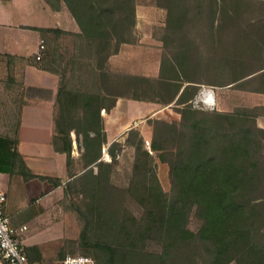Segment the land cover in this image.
<instances>
[{"label": "trees", "instance_id": "trees-1", "mask_svg": "<svg viewBox=\"0 0 264 264\" xmlns=\"http://www.w3.org/2000/svg\"><path fill=\"white\" fill-rule=\"evenodd\" d=\"M155 1L166 10L165 28L176 46L162 58L157 79L110 70V56L135 41V0H46L53 10L63 3L80 29H42L75 38L66 65L52 58L50 45L41 65L60 78L52 144L66 154L68 177L30 171L16 150L11 172L63 184L82 223L78 243L95 264H264V128L255 112L263 106L217 111L188 102L201 83L264 94V0ZM250 9L254 17H246ZM204 16V39L191 36L189 27ZM166 62L179 83L165 76ZM218 75L225 81H212ZM119 97L183 105L176 107L178 121L148 118L150 150L168 166L169 192L138 128L127 130L124 140L107 142L101 110L108 112ZM105 145L110 161L103 160ZM125 146L134 148L132 171L126 184H117L112 174ZM25 253L33 263L40 258L37 247Z\"/></svg>", "mask_w": 264, "mask_h": 264}, {"label": "crops", "instance_id": "crops-1", "mask_svg": "<svg viewBox=\"0 0 264 264\" xmlns=\"http://www.w3.org/2000/svg\"><path fill=\"white\" fill-rule=\"evenodd\" d=\"M72 18L63 3L58 10H53L46 0H0V189L7 196L4 213L8 209L7 185L11 178L18 183L26 204H42L58 187L47 180H24L21 175L12 173L14 150L23 164L36 174L57 178L66 175V154L57 152L52 144L56 133V96L60 78L42 69V59L50 40V33L42 29L79 32ZM41 40L42 50L39 49ZM125 49L122 45L110 56V70L122 72L114 67L118 66L116 60L123 57ZM38 53L40 59H36ZM127 102L119 97L108 112L101 110L108 143L133 127L127 122L129 116L124 120L125 125L122 123L124 117L120 106L127 107ZM70 135L71 156L76 158L79 150L74 132ZM19 166L25 171L23 165Z\"/></svg>", "mask_w": 264, "mask_h": 264}, {"label": "rangeland", "instance_id": "rangeland-1", "mask_svg": "<svg viewBox=\"0 0 264 264\" xmlns=\"http://www.w3.org/2000/svg\"><path fill=\"white\" fill-rule=\"evenodd\" d=\"M136 25H135V41L133 43L124 44L125 54L122 58H117L115 70H121L122 73H129L134 75L147 76L152 79L159 78V71L161 67L162 58L169 56L175 48V44L168 38V32L165 28L166 10L157 6L155 0H135ZM246 17H254L255 11L246 12ZM72 17V16H71ZM220 13L216 14L215 24L218 22ZM73 19V18H72ZM208 16H204L201 23L196 27H189L191 36H199L204 39L205 36L200 32L205 30L208 22ZM75 21V20H74ZM79 29V26H78ZM197 30V31H195ZM80 31V29H79ZM49 45L52 58L57 60V64L63 67L66 65L72 48V41L75 39L69 34H55L50 33ZM203 50L206 48L202 46ZM57 49V50H55ZM218 49V48H217ZM58 53L63 55L60 58ZM120 59V60H119ZM169 63H165L164 74L167 77H173L177 83L180 82L177 76L169 71ZM179 68V67H178ZM117 72V71H115ZM180 72V71H178ZM188 71L186 70V74ZM227 74V73H226ZM173 75V76H172ZM179 76H183L180 72ZM201 82H205V78L201 75H195ZM229 77V75L227 74ZM212 81H225L226 78L214 76ZM212 89L215 107L213 110L217 111H232L236 107H255L263 106L257 109L256 123L258 126L264 128V94L255 93L242 90L233 86V84L224 86H207L201 83L199 90L202 88ZM127 107L121 105V114L124 120L128 118L127 122L139 129L143 136V146L152 153L154 162L156 164V173L162 189L166 192L170 191V181L168 177V166L161 162L155 152L150 150V140L152 135V125L148 122L150 119H160L166 122L178 121L180 114L176 107L183 105H176L174 102L163 105L160 102H149L134 100L127 97ZM154 101H160L157 96H153ZM192 103V99L188 101ZM130 103V104H129ZM131 105V106H128ZM195 108V107H193ZM125 110V112H124ZM128 115H127V114ZM126 124L128 125V123ZM127 132V131H126ZM126 132L117 140H124ZM146 141L149 144H146ZM149 146V148H148ZM79 150V149H78ZM79 152V151H78ZM80 154V152H79ZM103 160L110 161V157L106 153V145L102 148ZM78 156L74 159L77 161ZM134 159V148L130 146L123 147L122 152L118 156V163L115 171L112 174V180L117 184H126L132 171V164ZM75 171L80 169V164H74ZM66 175L62 180L68 177ZM8 190V209L4 215L8 218L9 224L14 226L16 231L15 237L24 250L28 247H37L40 252L36 264H59V262L66 255L82 254V250L78 243L82 223L77 219L75 213L69 207L70 200L65 198L63 193V184L55 188L54 192L50 194L46 200L41 204L24 203L21 198V189L14 179H10ZM73 194V193H72ZM37 205V206H35ZM135 212H139L136 206L131 205ZM36 211L34 215H30L32 211ZM4 211V210H3ZM198 223L196 219L191 216L189 227L196 229ZM24 227L23 229H20ZM89 256V255H88ZM230 264H234L233 262Z\"/></svg>", "mask_w": 264, "mask_h": 264}, {"label": "built area", "instance_id": "built-area-1", "mask_svg": "<svg viewBox=\"0 0 264 264\" xmlns=\"http://www.w3.org/2000/svg\"><path fill=\"white\" fill-rule=\"evenodd\" d=\"M44 48L43 41H40L39 49ZM40 54L36 59H40ZM192 106L199 109L212 110L215 107L212 89L202 88L192 99ZM148 145L149 142L146 141ZM149 148V146H148ZM6 193L0 189V264H34L31 262L24 248L15 237L16 231L9 224L8 218L4 215V205L6 203ZM21 227L20 229H23ZM59 264H95L94 259L88 255H66Z\"/></svg>", "mask_w": 264, "mask_h": 264}]
</instances>
